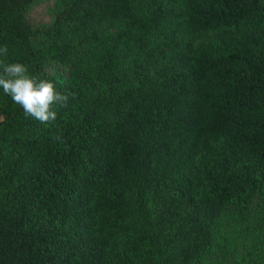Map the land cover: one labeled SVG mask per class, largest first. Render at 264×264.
<instances>
[{
	"label": "trees",
	"instance_id": "1",
	"mask_svg": "<svg viewBox=\"0 0 264 264\" xmlns=\"http://www.w3.org/2000/svg\"><path fill=\"white\" fill-rule=\"evenodd\" d=\"M44 1L0 0V71L74 98L0 89V264H264V0Z\"/></svg>",
	"mask_w": 264,
	"mask_h": 264
},
{
	"label": "clouds",
	"instance_id": "2",
	"mask_svg": "<svg viewBox=\"0 0 264 264\" xmlns=\"http://www.w3.org/2000/svg\"><path fill=\"white\" fill-rule=\"evenodd\" d=\"M7 46H0V55L6 56ZM0 89L20 105L26 117L41 124H53L57 119V109L66 108L74 93L58 92L47 79H37L28 74V68L20 62L4 64L0 71ZM55 106V107H54ZM54 140H62L57 133Z\"/></svg>",
	"mask_w": 264,
	"mask_h": 264
},
{
	"label": "rangeland",
	"instance_id": "3",
	"mask_svg": "<svg viewBox=\"0 0 264 264\" xmlns=\"http://www.w3.org/2000/svg\"><path fill=\"white\" fill-rule=\"evenodd\" d=\"M54 0H47L34 5L27 14V19L32 25L48 24L51 20L50 9Z\"/></svg>",
	"mask_w": 264,
	"mask_h": 264
}]
</instances>
